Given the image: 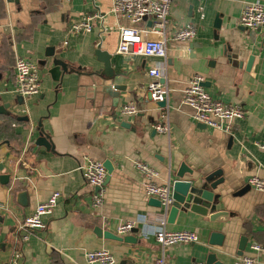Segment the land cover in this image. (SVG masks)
Instances as JSON below:
<instances>
[{
  "label": "crops",
  "instance_id": "crops-1",
  "mask_svg": "<svg viewBox=\"0 0 264 264\" xmlns=\"http://www.w3.org/2000/svg\"><path fill=\"white\" fill-rule=\"evenodd\" d=\"M264 0H174L166 25V55L143 57L117 52L118 29L130 21L111 11L112 0H0V264L13 252L18 264H89L86 250L108 249L115 264H156L162 254L169 264L207 261L233 264L242 255L264 264V192L247 184L251 175L264 178V27L243 30L238 17L247 2ZM222 20L214 26L215 17ZM91 17L89 32L74 31L71 24ZM197 27L188 42L170 37L183 23ZM139 26H145L141 23ZM97 45L110 55L114 77L106 80ZM70 67L55 80L49 72L46 49ZM255 58L249 71L247 57ZM236 55V56H233ZM35 63L41 92L22 98L14 91V63L18 58ZM158 65L169 87L166 104L149 99L147 71ZM195 74L215 99L240 105L244 117L231 133L203 126L181 105L182 88ZM121 87V89H115ZM133 104L135 115L121 113ZM128 123V126L122 123ZM168 124L167 133L154 130ZM43 129L52 147L36 144ZM86 157L110 161L113 169L104 180L102 202L92 203L96 189L77 170ZM142 160L157 170V182L169 184L170 172L182 163L195 174L222 179L219 222L190 214L167 223L162 211L149 205L142 175L133 161ZM187 175V174H186ZM54 191L60 193L52 212L43 217L44 228L34 229L22 241L17 225ZM25 197L22 198L21 194ZM134 221V232L119 235L118 223ZM164 222L168 230H192L199 240L162 248L154 232ZM132 235L125 242L105 238L100 231ZM212 231L225 235L222 246L209 245Z\"/></svg>",
  "mask_w": 264,
  "mask_h": 264
},
{
  "label": "built area",
  "instance_id": "built-area-1",
  "mask_svg": "<svg viewBox=\"0 0 264 264\" xmlns=\"http://www.w3.org/2000/svg\"><path fill=\"white\" fill-rule=\"evenodd\" d=\"M174 0H112L111 11L130 21V24L120 25L118 29L117 52L122 55H138L143 57H164L166 55V25L170 6ZM92 18L83 17L71 24L74 31L89 32L92 29ZM145 26H139V24ZM240 26L252 30L264 27V3L259 1L247 2L238 17ZM197 35V27L191 23H183L172 34L170 39L175 42H188ZM149 80L146 91L153 102L164 101L167 98L169 87L163 82V70L155 65L147 71ZM204 77L195 74L190 77L183 86L180 104L191 109V116L195 122L206 127L219 129L231 133L236 120L244 117V109L237 104L225 103L213 98L202 85ZM14 91L22 98H29L41 92V79L38 67L26 58L18 57L14 63ZM137 108L130 103L121 107V113L135 115ZM154 130L159 133H167L168 124L157 123ZM264 148V144L260 145ZM134 168L142 175L144 192L148 197L157 198L163 206L172 202L171 188L169 184L157 182L158 172L148 163L142 160L133 161ZM87 183L96 189L92 195V203L99 205L103 197V183L107 171L102 161L93 158H84L77 166ZM247 184L253 189L264 192V178L251 175ZM60 193L52 192L46 200L39 202L32 213L25 216L17 225L20 231V239L27 241L30 232L34 229H42L45 226L43 217L52 212L56 206ZM0 210L9 211V206L0 201ZM134 221L128 220L118 223L115 227L119 235L128 234L134 227ZM154 239L162 247L180 243H194L199 236L192 230H168L164 222L154 232ZM252 249L264 252V247L252 244ZM84 258L89 264H115V257L108 249L86 250ZM20 253L13 252L12 258L7 264H18ZM156 264H169L168 258L162 254L155 260ZM257 260L250 255H241L233 264H256ZM190 264H213L204 261H193Z\"/></svg>",
  "mask_w": 264,
  "mask_h": 264
},
{
  "label": "water",
  "instance_id": "water-1",
  "mask_svg": "<svg viewBox=\"0 0 264 264\" xmlns=\"http://www.w3.org/2000/svg\"><path fill=\"white\" fill-rule=\"evenodd\" d=\"M222 20L219 16L215 17L214 26L219 28ZM243 30L246 28L241 26ZM262 27L256 28V32H260ZM264 48V39H262V46ZM264 51V50H261ZM46 57L50 58V61L44 64H49V72L55 80H58L61 73H67L70 71V67L64 63L61 59L54 56L52 48H47ZM95 55L99 61L103 63L102 72L105 75L106 80H111L114 77V71L111 67L110 55L106 51L100 49V45H97L95 50ZM236 56V55H233ZM255 54L251 53L247 57L245 70L249 71L252 67ZM205 85V82L202 83ZM115 89H121V87H115ZM159 104L164 106L166 104L165 100L160 101ZM124 126H128V123H122ZM203 125V124H202ZM205 126V125H203ZM36 144L47 147H52V143L49 137L44 134L43 129L40 127V135L35 140ZM103 165L107 171L106 179L110 175L113 167L110 161L105 160ZM187 174V175H186ZM215 174L200 175L195 174L192 169H189L184 163L176 171H171V180L169 182L171 188V198L172 202L168 206H163L161 201L157 198L150 197L149 205L158 208L162 211L166 218L167 223H173L175 219L179 216L181 218H187L190 214H196L202 217H208L209 222H219L220 217L224 215V212L218 210L219 203V192H214L216 187L222 183V179L215 177ZM7 174L0 175V181L7 182ZM104 185V183H103ZM21 197L24 198L25 194L22 193ZM132 232L135 229L131 230ZM101 235L105 238H111L114 240L131 242L134 241L132 235L117 236L110 233L109 231H100ZM225 235L220 231H212L208 240L209 245L222 246ZM246 247V238L241 237L238 246V254L241 256ZM214 255L211 253L207 256V263L214 262ZM220 264V263H218Z\"/></svg>",
  "mask_w": 264,
  "mask_h": 264
}]
</instances>
